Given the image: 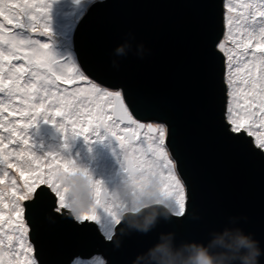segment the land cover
I'll return each mask as SVG.
<instances>
[{
    "label": "water",
    "instance_id": "95a60500",
    "mask_svg": "<svg viewBox=\"0 0 264 264\" xmlns=\"http://www.w3.org/2000/svg\"><path fill=\"white\" fill-rule=\"evenodd\" d=\"M224 0H104L74 33L84 74L114 92V117L157 122L186 188L183 215L126 213L108 240L56 211L40 186L25 202L38 264H264V149L227 120ZM52 140L58 137L46 130Z\"/></svg>",
    "mask_w": 264,
    "mask_h": 264
},
{
    "label": "rangeland",
    "instance_id": "374dc122",
    "mask_svg": "<svg viewBox=\"0 0 264 264\" xmlns=\"http://www.w3.org/2000/svg\"><path fill=\"white\" fill-rule=\"evenodd\" d=\"M100 1L0 0V264H38L24 204L40 186L51 187L78 218L98 223L108 240L125 212L153 202L175 215L186 210L166 128L158 126L153 140L146 134H138L136 143L124 139L127 127L113 117L111 97L121 92L100 89L79 65L75 29ZM224 19L219 50L226 60V118L232 130H245L264 149V0H224ZM149 142L165 157L126 184L121 174L127 160L140 161ZM91 174H97L95 182ZM82 182L107 189L115 203L78 206L68 185ZM73 264L106 260L77 258Z\"/></svg>",
    "mask_w": 264,
    "mask_h": 264
},
{
    "label": "flooded vegetation",
    "instance_id": "af4514ba",
    "mask_svg": "<svg viewBox=\"0 0 264 264\" xmlns=\"http://www.w3.org/2000/svg\"><path fill=\"white\" fill-rule=\"evenodd\" d=\"M97 86L100 89H102V90H108V89H105V88H103V87H101L99 85H97ZM116 96H119V94L115 95V94L111 93V97H113V102H114L113 117H114L115 97ZM117 121L121 122L122 124H124L125 127H127V130H125L123 132V138L126 139V140H129L130 143H136L137 142V135L138 134H142V135L146 134L152 139V138H154L155 136L158 135V131H159L158 130V126H164V125L159 124L157 122H151V123L144 124V123H138L136 120L130 121L129 119L124 120V121L117 119ZM166 131H167V129H166ZM144 147L145 148L143 149V154L141 155V158H140L141 160L140 161L136 160L137 162H135V160L133 158H129L127 160L125 170L121 174V178L123 179L122 181L125 182L126 184L129 183L130 181H135L138 178L145 176L149 172V170L151 171L150 168L154 167L156 160L161 159V157H165V153L164 152H160L159 150H154V143L153 142H151V143L149 142L148 144H145ZM149 164H150V168L148 167ZM90 179L93 182H95V180L97 179V174H91ZM68 182L69 181L66 180L67 184H68ZM49 188L51 189V191L56 196V199H57L56 211L58 213L64 214V215H67V216H72L78 222H83V221L95 222V221H93L90 218H86V219L78 218L76 216L75 211H73L72 209L66 208L65 206L60 204L59 197L56 194V192L51 187H49ZM68 194H69L70 198H73V199H75L77 201V205L78 206L81 205V204L82 205L83 204L86 205L87 203L94 202V201L97 202V203H100L103 207H105L106 204H109L110 202L115 203V201L113 199H111L110 193L108 192L107 189H98V190H96L94 188V186L91 183H89V182H86V183L82 182L81 185L70 183L68 185ZM64 200L65 199H63V201ZM154 204L163 205V203H160V202H153V204H149V205L141 207L137 212L136 211H128V212H130V213H138L142 209H144L146 207H149V206H152ZM128 212H125V213L122 214V219H123V216L126 213H128ZM121 220H120V222H121ZM96 224L98 225V223H96ZM99 228H100V226H99ZM101 232H102V230H101Z\"/></svg>",
    "mask_w": 264,
    "mask_h": 264
},
{
    "label": "bare ground",
    "instance_id": "6f19581e",
    "mask_svg": "<svg viewBox=\"0 0 264 264\" xmlns=\"http://www.w3.org/2000/svg\"><path fill=\"white\" fill-rule=\"evenodd\" d=\"M64 32V31H63ZM56 39V38H55ZM68 42V41H67ZM87 136V135H86ZM88 141V140H87ZM106 151H108V150H106ZM47 161V160H46ZM2 173H4L5 174V170L4 171H2ZM3 186V185H2Z\"/></svg>",
    "mask_w": 264,
    "mask_h": 264
},
{
    "label": "clouds",
    "instance_id": "9594fccd",
    "mask_svg": "<svg viewBox=\"0 0 264 264\" xmlns=\"http://www.w3.org/2000/svg\"><path fill=\"white\" fill-rule=\"evenodd\" d=\"M94 83H95V82H94ZM96 85H99V84L96 83ZM99 86H101V85H99ZM101 87H103V86H101ZM103 88H104V87H103ZM105 89H106V88H105ZM108 90H109V89H108ZM110 240H111V239H110ZM97 256H98V255H97ZM94 257H95V256H94ZM92 258H93V257H92ZM72 264H73V263H72Z\"/></svg>",
    "mask_w": 264,
    "mask_h": 264
}]
</instances>
